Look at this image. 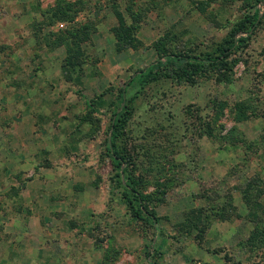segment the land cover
I'll use <instances>...</instances> for the list:
<instances>
[{
    "label": "rangeland",
    "instance_id": "rangeland-1",
    "mask_svg": "<svg viewBox=\"0 0 264 264\" xmlns=\"http://www.w3.org/2000/svg\"><path fill=\"white\" fill-rule=\"evenodd\" d=\"M254 8L258 25L224 63L125 87L118 173L110 118L155 44L201 56ZM114 10L132 43L116 45ZM125 174L154 226L132 213ZM253 225L264 227L261 2L0 0V264H264Z\"/></svg>",
    "mask_w": 264,
    "mask_h": 264
},
{
    "label": "trees",
    "instance_id": "trees-1",
    "mask_svg": "<svg viewBox=\"0 0 264 264\" xmlns=\"http://www.w3.org/2000/svg\"><path fill=\"white\" fill-rule=\"evenodd\" d=\"M255 2L256 4L261 2L262 7L264 8V0H255ZM61 11L62 9L59 11H52L49 16L54 17L55 20H62V15H57L58 13H63ZM63 11H65V9H63ZM113 13L117 20V26L113 28L116 45L132 43L134 39L132 32H134L135 26L126 24L127 22L118 11L114 10ZM260 18L261 14L257 8H254L251 12L245 13L230 29L228 37L221 44L213 48L211 52L201 56L185 52L168 51L163 46H157V44H155L154 47L157 50L156 58L132 74L119 89L117 109L112 113L110 118L105 142L107 144L106 147L112 166L116 168L118 173H124L126 171L124 167H121L123 162L122 156L116 147V137L118 136L124 122L126 108V100L124 98L125 87L131 84L143 86L144 84L162 76L175 80L188 79L190 76H194L206 68L224 63L228 55L249 38L251 32L258 25ZM249 184V182L245 184L246 189L250 188ZM122 187L128 196L132 213L135 216L148 221L151 226H154V215L152 214V211L146 210L145 206L141 203L142 196L135 190L128 174L122 176ZM258 231H260L259 233L263 232L264 234V227L258 229L256 228V225H253L248 238H254ZM152 263L156 264L155 262Z\"/></svg>",
    "mask_w": 264,
    "mask_h": 264
},
{
    "label": "crops",
    "instance_id": "crops-1",
    "mask_svg": "<svg viewBox=\"0 0 264 264\" xmlns=\"http://www.w3.org/2000/svg\"><path fill=\"white\" fill-rule=\"evenodd\" d=\"M13 163V160L12 159H9L8 161L5 160V164L6 166H9L10 164Z\"/></svg>",
    "mask_w": 264,
    "mask_h": 264
}]
</instances>
